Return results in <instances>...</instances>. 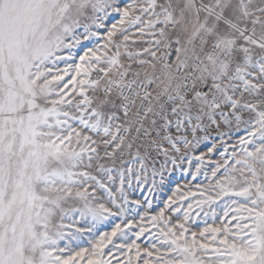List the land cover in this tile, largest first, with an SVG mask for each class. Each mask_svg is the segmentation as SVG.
Instances as JSON below:
<instances>
[{"label":"snow or ice","instance_id":"obj_1","mask_svg":"<svg viewBox=\"0 0 264 264\" xmlns=\"http://www.w3.org/2000/svg\"><path fill=\"white\" fill-rule=\"evenodd\" d=\"M0 264H264V0H0Z\"/></svg>","mask_w":264,"mask_h":264},{"label":"rangeland","instance_id":"obj_2","mask_svg":"<svg viewBox=\"0 0 264 264\" xmlns=\"http://www.w3.org/2000/svg\"><path fill=\"white\" fill-rule=\"evenodd\" d=\"M192 191H195V188L192 189ZM170 194V193H169ZM163 196V194H161Z\"/></svg>","mask_w":264,"mask_h":264}]
</instances>
